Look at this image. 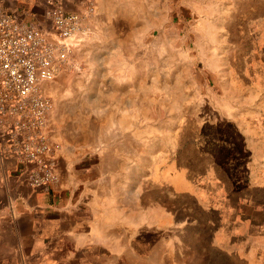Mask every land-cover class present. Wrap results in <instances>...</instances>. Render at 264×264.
<instances>
[{"label": "crops", "instance_id": "0c3cea01", "mask_svg": "<svg viewBox=\"0 0 264 264\" xmlns=\"http://www.w3.org/2000/svg\"><path fill=\"white\" fill-rule=\"evenodd\" d=\"M3 1L10 9L35 12L21 0ZM90 1L92 34L82 45L95 61L94 76L107 82L113 76L109 61L126 59L124 45L140 43L157 26L167 0ZM106 102L124 109L130 97ZM260 104L264 100H251V115ZM252 118L251 126L258 122ZM48 120L57 185L29 188L9 162L19 178L0 177V264H264V182L242 191L194 173L180 181L171 165L167 179L147 186L140 173L145 167L135 170L140 177L132 176L125 131L119 133L122 146L113 141L100 148L88 125L70 128L54 114ZM262 152L251 149L250 156Z\"/></svg>", "mask_w": 264, "mask_h": 264}, {"label": "rangeland", "instance_id": "374dc122", "mask_svg": "<svg viewBox=\"0 0 264 264\" xmlns=\"http://www.w3.org/2000/svg\"><path fill=\"white\" fill-rule=\"evenodd\" d=\"M42 1L19 5L40 13ZM60 1L72 10L90 0ZM162 6L157 26L140 43L124 45L126 59L109 61L107 82L94 76L89 47L80 46L75 60L81 67L47 85L48 117L70 128L88 125L100 148L113 141L122 146L128 137L132 176L145 167L147 186L167 179L171 165L180 181L194 173L225 179L233 190L261 186L264 106L251 115L249 104L264 100V0H167ZM115 96H129L130 106L107 104ZM254 115L258 122L251 126ZM251 149L263 156L252 159ZM9 162L0 158V177L18 179Z\"/></svg>", "mask_w": 264, "mask_h": 264}, {"label": "built area", "instance_id": "2783aa9c", "mask_svg": "<svg viewBox=\"0 0 264 264\" xmlns=\"http://www.w3.org/2000/svg\"><path fill=\"white\" fill-rule=\"evenodd\" d=\"M94 4L67 10L46 0L42 12L10 9L0 0V158L33 189L58 182L47 120L52 100L43 85L61 72L79 69L75 53L92 29Z\"/></svg>", "mask_w": 264, "mask_h": 264}]
</instances>
